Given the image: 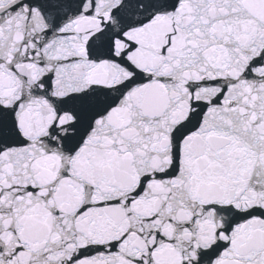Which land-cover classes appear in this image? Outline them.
Returning <instances> with one entry per match:
<instances>
[{"label": "snow or ice", "instance_id": "1", "mask_svg": "<svg viewBox=\"0 0 264 264\" xmlns=\"http://www.w3.org/2000/svg\"><path fill=\"white\" fill-rule=\"evenodd\" d=\"M0 264H264V0H0Z\"/></svg>", "mask_w": 264, "mask_h": 264}]
</instances>
